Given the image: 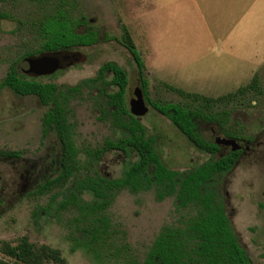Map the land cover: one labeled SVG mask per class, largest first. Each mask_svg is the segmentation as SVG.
Returning a JSON list of instances; mask_svg holds the SVG:
<instances>
[{"label":"rangeland","instance_id":"374dc122","mask_svg":"<svg viewBox=\"0 0 264 264\" xmlns=\"http://www.w3.org/2000/svg\"><path fill=\"white\" fill-rule=\"evenodd\" d=\"M58 2L0 0V80L11 64L31 76L25 72L23 55L37 46L30 21L55 8ZM70 4L71 13L84 14L87 24L98 31L99 39L90 46L61 52L68 56L63 67L38 77L40 81L63 88L73 86L95 77L102 63L114 61L127 72L129 108L134 91L140 87V77L131 54L118 39L122 24L144 61L147 93L153 101L190 102L163 83L215 97L235 91L255 73L258 75L261 93L246 91L212 108L215 113L229 111L225 126L205 120L198 126L201 134L211 140L212 127L220 134L231 132L251 139L250 149L241 155L238 164L219 177V189L239 241L255 264H264V0H70ZM110 79L106 73L105 81ZM104 84L109 91L116 89L105 82L96 87L84 84L68 100L69 122L78 149V178L95 170L106 177H118L126 163L136 158L134 153L111 150L92 164L86 155L88 149L101 148L106 138L115 140L123 135L113 125L110 108L99 95ZM46 110L35 95L0 89V150L17 151L37 161L27 178L29 184L25 183V173L21 177L15 168L17 163L0 157V242L16 244L26 236L32 243L60 249L64 264H120L124 255L142 261L160 228L177 218L173 197L158 201L152 190L118 192L104 213L111 223L112 240L120 250L117 257L122 259L101 258L96 263L92 254L72 239L78 233L73 220L77 212L55 209V190L36 192L39 184L58 171L56 167L47 173L52 158L57 157L59 140L52 127L42 136L41 119ZM140 120L148 135L156 137L160 155L170 168L183 170L207 158L151 105ZM74 178L61 192L72 186ZM82 197L92 199L88 192ZM59 199L60 194L55 201ZM0 258L7 257L0 252Z\"/></svg>","mask_w":264,"mask_h":264},{"label":"trees","instance_id":"16d2710c","mask_svg":"<svg viewBox=\"0 0 264 264\" xmlns=\"http://www.w3.org/2000/svg\"><path fill=\"white\" fill-rule=\"evenodd\" d=\"M70 5V0H59L55 8L30 21L37 46L33 51L25 52L24 56L61 54L98 41V31L87 24L84 14H72ZM120 29L118 39L129 51L138 68L140 87L146 102L165 115L197 150L209 157L183 170L170 168L164 162L156 137L148 135L145 125L138 117L131 115L127 107V72L114 61L102 63L95 77L64 88L52 82L40 81L36 76L23 74L11 64L0 80V89L9 88L15 94L37 96L42 105L47 107L41 119L42 136L52 127L61 142L59 169L55 176L37 187V194L55 190L52 195L55 209H73L77 212L73 220L78 233L72 239L78 247L92 254L96 263L101 258H121L117 257L120 250L112 240L111 223L104 211L118 192L127 189L133 194L152 190L158 201L173 197L177 218L173 223L164 224L160 228L142 261L124 255L120 264H253L230 225L219 189V177L231 168L236 155L215 156L217 144L204 137L197 129V124L205 120L225 126L229 120V111L215 113L212 108L222 102L227 103L246 91L261 93L258 75L255 73L246 85L239 86L235 91L215 97L163 83L190 102H156L148 97L141 54L126 26L122 24ZM106 73L111 76L108 82L105 81ZM100 82L116 88L109 91L104 84L99 89V95L103 96L105 105L110 108L113 125L122 130L123 135L115 140L106 138L101 148L88 149L86 155L92 164L104 152L111 150L134 153L136 158L126 163L118 177H106L95 170L78 178L75 176L79 170L78 149L69 122L68 100L72 94L79 92L82 85L96 87ZM9 155L20 153L0 150V156ZM71 178L75 179L72 186L61 192ZM83 192L91 194L92 199H84ZM59 194L61 199L55 201ZM123 250L127 252V246ZM0 252L7 257L0 258V264L65 263L60 249L44 243H32L26 236L20 237L16 244L2 240Z\"/></svg>","mask_w":264,"mask_h":264},{"label":"flooded vegetation","instance_id":"af4514ba","mask_svg":"<svg viewBox=\"0 0 264 264\" xmlns=\"http://www.w3.org/2000/svg\"><path fill=\"white\" fill-rule=\"evenodd\" d=\"M90 46V45H89ZM52 54V53H51ZM60 57H61V63H62V67L64 65V60L68 57L66 55H61L59 54ZM28 74H31V73H28ZM33 75V74H31ZM33 76H36V75H33ZM36 77H43V76H36ZM50 128V127H49ZM197 129L199 130V126L197 124ZM212 131V135L214 137L213 141L217 144L218 146V149L216 151V155L217 157H221V156H224V155H229V154H232V155H236L235 157V161L233 163V165L231 166V168L227 171H231L237 164H238V161L241 157V155L243 153L246 152V150H249L250 149V144L252 143L251 142V139H249L248 137H242V136H239V135H234L233 133H224V134H220L218 130H215L213 127L211 129ZM47 131L45 132L44 135H46ZM58 138V136H57ZM225 139L228 141H230V143H225ZM59 140V138H58ZM60 154H61V142L59 140V149H58V153H57V157H53L52 158V168H50V171L47 172L48 174L52 173V171H54L56 169V167L59 169V159H60ZM207 155V154H206ZM0 157H6V158H10L11 160H13V162L17 163L16 164V169L20 171L21 173V177L22 175L25 173V177H26V180L27 178H29V175L31 174L32 175V171L33 169H35V167L37 166L35 160H31L29 158H26V157H23L21 155H9V156H0ZM209 156L207 155V158ZM25 162V163H24ZM57 165V166H56ZM53 167H55L53 169ZM53 169V170H52ZM226 172V173H227ZM226 173L222 174V175H225ZM221 176V175H220ZM51 178V177H49ZM48 179V178H47ZM0 183H1V175H0ZM25 183H29L30 184V181L27 180L25 181ZM40 185V184H39ZM38 185V186H39ZM223 203H224V200H223ZM224 206H225V203H224ZM225 212L227 214V217L229 218L228 216V213H227V210H226V207H225ZM230 220V218H229ZM230 225L232 227V224H231V221H230ZM235 235L237 236L234 228L232 227ZM238 237V236H237ZM238 241H239V238H238ZM239 243L241 244V242L239 241ZM241 246L244 248V250L246 251V253L248 254L247 250L245 249V247L241 244ZM248 256L250 257V255L248 254ZM250 259L252 260V258L250 257ZM253 262V260H252ZM253 264H255L253 262Z\"/></svg>","mask_w":264,"mask_h":264},{"label":"water","instance_id":"95a60500","mask_svg":"<svg viewBox=\"0 0 264 264\" xmlns=\"http://www.w3.org/2000/svg\"><path fill=\"white\" fill-rule=\"evenodd\" d=\"M25 60L27 62L25 72L36 76L51 75L62 67L59 54L44 53L37 56L26 57ZM148 109L149 105L144 98L141 87H139L132 95V100L129 103V111L131 115L141 119ZM224 142L230 143V141Z\"/></svg>","mask_w":264,"mask_h":264}]
</instances>
